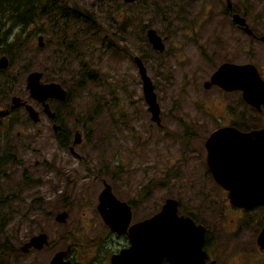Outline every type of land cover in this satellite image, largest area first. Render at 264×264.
Instances as JSON below:
<instances>
[{
    "label": "rangeland",
    "instance_id": "374dc122",
    "mask_svg": "<svg viewBox=\"0 0 264 264\" xmlns=\"http://www.w3.org/2000/svg\"><path fill=\"white\" fill-rule=\"evenodd\" d=\"M42 1L84 11L90 24L40 16L3 37L0 56L8 65L0 70V110L11 96L30 103L25 78L39 71L41 82H56L68 93L49 105L71 139L80 132L81 143L74 147L78 157L58 147L50 122L41 115L33 122L23 109L0 118V241L11 247L0 248V264H48L71 240L99 235L102 222L90 218L98 217L92 203L102 181L117 198L137 199L132 219L154 214L168 197L185 202L195 195L182 189L193 184L189 174L209 128L264 121L239 92L203 87L222 62L250 63L264 81V43L258 40L264 0H229L255 37L231 22L225 0ZM148 28L161 38V52L147 41ZM134 56L153 84L159 125L146 110ZM85 70L100 82L78 85ZM60 212L67 213L63 222L54 218ZM38 233L47 245L23 252V243ZM74 255L80 260L82 248Z\"/></svg>",
    "mask_w": 264,
    "mask_h": 264
},
{
    "label": "flooded vegetation",
    "instance_id": "af4514ba",
    "mask_svg": "<svg viewBox=\"0 0 264 264\" xmlns=\"http://www.w3.org/2000/svg\"><path fill=\"white\" fill-rule=\"evenodd\" d=\"M226 2L227 0H225V12L229 16L233 13H237L245 19V17L239 14L237 9L232 6L230 1V7H227ZM238 28L243 30L241 27ZM2 38L3 31L0 29V42L3 40ZM218 89L221 92L227 93L239 92ZM67 96L68 93H66L64 100L47 98L45 102L48 105L49 112H44L42 104L29 96L28 98L32 103H28L26 100L20 98L21 101L31 106L37 113L36 121H33L29 117L25 109V104L10 108L11 98L17 97L11 96L9 104L5 105L4 109L0 110V113H4L3 115L0 114V118L9 117L15 109H23L28 118L33 122H37L41 115L43 119L50 122L56 145L62 149H67L69 153L78 157L74 151V147L81 143L80 132L77 130L74 131L71 139V131L65 127L57 110L51 108L49 105L50 101L62 103L67 100ZM245 104L258 113L262 112L264 115V105H260L259 109H256L247 103ZM50 114H52V116H50ZM238 123L233 121L225 123L219 122L214 123L213 126L209 128L210 131L201 139L198 149L196 150L195 166L193 169L194 174H189L191 178H193V184L182 189L185 192L187 190V193H194L195 195L187 197L185 202H183L182 199L176 200L173 198L176 200V215L192 223V226H190L192 241L190 244H186L184 239V242L179 243V250L176 256L174 254L175 250H171L170 253L166 252V254L157 258H153L152 254L144 257V252L142 251L140 255L138 249L134 250L129 257L127 256L126 250L131 246L128 236L129 227L157 213L163 204H161L157 212L151 214L149 217L132 219L134 209H136V204L138 202L135 197L129 195L127 199L117 198L115 196L118 201L123 202L128 207L130 213V220L121 233L115 232L106 226L100 214L97 212L98 217H92L90 221H97L98 218V220L102 222L101 233L93 238L88 237V241L83 243L71 240V243L67 244L64 249L57 250L51 255L48 264L54 254L59 251H65V254L61 255L57 264L63 262H67L68 264H264V200H260L262 199L260 198V194L264 193V121H245ZM224 127L234 128L244 134L242 144L236 145L235 148L242 153V162L234 163V167L240 170L235 173V177L241 176V181L238 180L236 182V187L239 189L242 186L240 191L243 192L245 198L243 204L231 203L229 200L228 193L231 184H229L228 179L232 178V176L229 170L231 165L227 163L226 157L220 158L219 161L214 164V169L209 168L206 162V139L212 131ZM261 130H263V132ZM75 134L79 136L78 142L76 143H74ZM214 149L216 153L215 156H219L233 148L228 142L219 143ZM215 174L218 175V180ZM223 175L225 179L222 177ZM101 183L103 186L101 188L102 190L107 183L104 181ZM101 190L96 194V202L94 201V203H92V205H94L92 207H94L96 211ZM28 240L25 243H27ZM25 243H23V245ZM23 245L21 248L23 252L31 249L41 250L43 246L47 245V237L39 248L27 247L23 249ZM77 247H81L84 252L80 260H76L74 255Z\"/></svg>",
    "mask_w": 264,
    "mask_h": 264
},
{
    "label": "water",
    "instance_id": "95a60500",
    "mask_svg": "<svg viewBox=\"0 0 264 264\" xmlns=\"http://www.w3.org/2000/svg\"><path fill=\"white\" fill-rule=\"evenodd\" d=\"M123 1L129 3L134 0ZM226 5L230 7V2L228 0ZM230 20L235 26L241 27L246 34L255 37L251 29L248 28V25L245 23L243 17L239 16L237 13H233L230 16ZM146 38L152 49L158 52L163 50L161 38L153 28H148L146 30ZM258 40L264 43V34L259 36ZM42 44L41 36H38L37 45L42 46ZM133 61L141 82L142 96L147 105V111L151 115V120L159 124V107L156 102L153 84L146 73L141 59L138 56H134ZM7 65V58L5 56H0V69L6 68ZM41 76L42 74L39 71L29 72L25 78V89L30 98L42 104L44 112H49L45 100L47 98L64 100L66 91L56 82H41ZM209 86H216L224 91H239L242 100L256 109H259L260 105H264V81L261 79L255 66L250 63H220L210 74L208 79L203 82V87L205 89ZM24 104L25 102L21 101L20 98L12 97L10 108ZM25 109L29 117L33 121H36L37 113L33 108L25 104ZM0 114L3 115L4 113ZM50 116H52V114H50ZM261 131L263 132V130ZM243 137L244 134L242 132L231 127H224L212 131L205 141V147L207 149L206 162L209 168L214 169V164L222 157H226L227 163L231 165V167L229 166V170L232 178L228 179L229 184H231L228 197L230 202L235 204H243L245 202L244 194L240 191L242 186L239 189L236 187V182L238 180L241 181V176L235 177V173L240 170L234 167L235 162H242V153L235 148L236 145L242 144ZM78 138V134H75L74 143L78 142ZM228 142L233 149H230L222 155L215 156L214 147L219 143ZM217 176L218 175L215 174L218 180L219 178ZM222 177L225 179L224 175ZM260 198H262L260 200H264V193L260 194ZM96 209L104 224L118 233L122 232L123 228L130 220L128 207L115 198L108 184L104 185V188L99 194ZM65 217L66 213L61 212L56 215L55 220L63 222ZM190 226H192L191 222L176 215V200L173 198H166L157 213L129 227L128 236L131 246L126 250L127 256L129 257L136 249L140 251V255L143 251L144 257L152 254L153 258H157L166 254V252L170 253L171 250H175L174 254L176 256L179 250V243L184 242V239L186 244H190L192 241ZM45 240L46 235L44 233L33 235L29 238L28 242L23 245V249L27 247L39 248ZM64 254L65 251L56 252L49 264H57L61 255ZM60 264L68 263L63 262Z\"/></svg>",
    "mask_w": 264,
    "mask_h": 264
},
{
    "label": "trees",
    "instance_id": "16d2710c",
    "mask_svg": "<svg viewBox=\"0 0 264 264\" xmlns=\"http://www.w3.org/2000/svg\"><path fill=\"white\" fill-rule=\"evenodd\" d=\"M54 2H45L42 0H0V29L3 31V37L6 38L12 29H27L40 16H60L63 20L82 21L84 24H90L91 19L88 13L75 9H67L64 6L57 5ZM69 12V13H68ZM71 44V43H69ZM68 44V45H69ZM68 49V48H67ZM70 52H76L71 46ZM92 71H83L78 81V85L85 86V82H97L91 75ZM85 80V82H84ZM6 241H0V248L4 249ZM8 248H11L7 246Z\"/></svg>",
    "mask_w": 264,
    "mask_h": 264
}]
</instances>
